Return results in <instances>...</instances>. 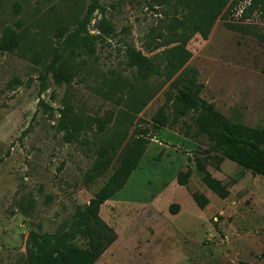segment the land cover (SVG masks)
Instances as JSON below:
<instances>
[{"label":"rangeland","instance_id":"374dc122","mask_svg":"<svg viewBox=\"0 0 264 264\" xmlns=\"http://www.w3.org/2000/svg\"><path fill=\"white\" fill-rule=\"evenodd\" d=\"M99 3L82 30L85 41L71 42L56 30L63 24L76 30L91 0H0V40L9 29L21 35L15 50L0 44V264H28L32 234L67 230L138 138L147 140L142 161L100 210L117 238L97 262L264 264V201L249 196L248 171L222 174L212 153L208 171L232 189L220 208L196 166L212 143L198 133L197 113L178 117L173 105L177 86L195 75L201 97L224 117L264 128V19L252 10L253 0H229L219 14L214 0ZM179 47L188 59L172 74L170 52ZM132 50L158 72L141 76L129 59ZM56 71L65 79L58 82ZM161 113L165 126L155 123ZM179 138L197 146L185 185L192 206L181 216L178 204L168 209L163 201V191L186 170L165 162L189 153ZM240 179L244 189L235 187ZM194 194L213 196L219 208L210 219L179 227L205 209Z\"/></svg>","mask_w":264,"mask_h":264},{"label":"trees","instance_id":"16d2710c","mask_svg":"<svg viewBox=\"0 0 264 264\" xmlns=\"http://www.w3.org/2000/svg\"><path fill=\"white\" fill-rule=\"evenodd\" d=\"M229 0H214V11L217 14L227 5ZM99 0H91L87 15L83 20L76 19L77 29L68 32L66 24L56 30L59 38L67 36L71 42L85 41L82 30L86 28L91 16L100 9ZM252 10H258L264 19V0H253ZM100 28L106 32L109 24L103 21ZM21 35L13 29L7 30L0 44L5 49L15 50L20 45ZM178 52V53H177ZM168 69L172 74L186 63L188 53L182 47L174 48L171 52ZM181 54V55H178ZM132 65H135L139 74L148 77L158 70L154 62L136 50L129 53ZM264 73V66L262 68ZM59 82L63 78L61 71L55 72ZM202 86L196 83L194 75L177 86V94L173 99L174 112L178 117H184L191 112L197 113L195 123L200 135L207 137L212 143L206 157H196L197 170L202 173V182L221 199L230 195L228 183H224L212 176L208 171L206 161L214 158L218 161V169L224 160H230L255 176L264 177V128H253L238 121L224 117L214 105L209 104L201 97ZM167 116L161 113L155 119L156 125L165 126ZM147 140L138 138L121 156L119 165L114 168L113 174L107 183L100 189L96 197L88 205L77 210V215L67 230L56 234H32V245L28 249V264H99L100 256L116 241V233L100 217L102 205L122 191L127 185L133 171L142 161L146 151ZM107 162V161H106ZM105 162V163H106ZM104 166L97 168L96 173H102ZM193 171L189 168L177 176L180 185H187ZM194 199L200 208L209 204V199L201 194H194ZM84 240V246L78 240Z\"/></svg>","mask_w":264,"mask_h":264},{"label":"crops","instance_id":"0c3cea01","mask_svg":"<svg viewBox=\"0 0 264 264\" xmlns=\"http://www.w3.org/2000/svg\"><path fill=\"white\" fill-rule=\"evenodd\" d=\"M180 139V138H179ZM180 145L184 144V147L187 148V151H189V153H187L186 155L182 154V152H180V154L176 153V154H170L169 156L171 157H168L165 162L167 165L169 166H173V165H176V164H183V168L185 169L186 167V170H188L189 168L193 171V174H194V169L193 167L191 166V164L188 162L190 157L192 156V154L190 153L191 151H193L194 149H196V144L192 141H188L187 139L185 138H181L180 139V142L178 143ZM163 145V144H162ZM227 161L228 160H224L220 166V173L222 174H225V173H228V175H232V174H235L234 172L236 173H239L241 172L243 169L242 167L239 168L240 170H237V171H234V167L230 166V164H227ZM188 162V163H187ZM237 165V164H236ZM184 170V171H186ZM247 171V170H246ZM182 172V171H181ZM180 173V172H179ZM178 173V174H179ZM247 173V176L249 177V180L248 182L246 183V185H248V193L249 196H252L254 197V200L256 202H260V201H264V177H261V176H255L253 175L250 171H248ZM177 174V176H178ZM193 176V175H192ZM216 179L226 183V179L224 178H221L219 176H214ZM245 183H244V179H240L237 183V185L235 187H239L241 186V188L244 189V187L246 186ZM179 187V188H178ZM208 189V188H207ZM210 190V189H208ZM211 191V190H210ZM229 191H230V195L225 198V199H220L221 201V206L220 208H222V206H225L226 204H229V200H230V197H231V192H232V189L229 188ZM212 192V191H211ZM213 193V192H212ZM163 194L165 195V197L163 198V201L165 202H168L169 201V204H168V209H170V205L172 203H176L180 206V211L178 213V215H182L185 211H187L185 209L186 206H192V203H191V197L188 195L187 193V189L185 188L184 185H180L177 181V177H176V180L174 181V184L173 186L171 185H168L166 187V190L163 191ZM214 194V193H213ZM216 195V194H214ZM206 197L209 199V204L205 207L204 211H202V213L199 215V217H197L196 214H194L193 216H190L188 217L189 218V221L188 220H184L182 221V223L179 224V227H186V226H189L190 223L195 219V220H199L198 222H202V221H205L206 220V215L208 216V219L211 218V214H213L214 211H216L219 207H217L214 203H212V198L213 196H207ZM221 212L224 213V210L221 209ZM214 219V218H213ZM214 221H217V218H215ZM178 227V228H179Z\"/></svg>","mask_w":264,"mask_h":264},{"label":"water","instance_id":"95a60500","mask_svg":"<svg viewBox=\"0 0 264 264\" xmlns=\"http://www.w3.org/2000/svg\"><path fill=\"white\" fill-rule=\"evenodd\" d=\"M263 148H264V146H263Z\"/></svg>","mask_w":264,"mask_h":264}]
</instances>
